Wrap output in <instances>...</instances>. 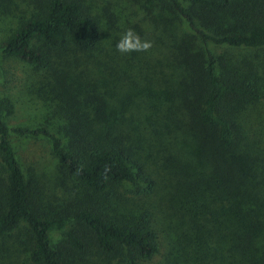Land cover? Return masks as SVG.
Segmentation results:
<instances>
[{"label":"rangeland","instance_id":"374dc122","mask_svg":"<svg viewBox=\"0 0 264 264\" xmlns=\"http://www.w3.org/2000/svg\"><path fill=\"white\" fill-rule=\"evenodd\" d=\"M78 1L97 21V44L81 52L69 44L45 48L38 43L49 61L43 69L0 55V116L8 127L45 126L67 151L79 141L90 147H120L136 181L93 194L65 174L49 140L9 135L36 210L51 218L89 207L108 221L152 229L158 252L141 264H203L195 259L208 233L257 231L247 249L261 250L256 222L264 221V210H257L264 206V48L207 44L218 72L260 95L257 101L228 99L219 106L238 138L230 155L243 162L248 176L241 180L235 167L228 169L226 154L214 152V163L211 150L201 144L212 145V138L196 118L206 65L199 36L163 0H154L150 9L144 7L146 0ZM37 7L36 0H0V45ZM194 14L196 25L209 35L227 30L233 20L229 14L215 16L199 8ZM128 28L152 47L118 52L116 44ZM65 229L85 243L80 252H66L69 264H124L127 253H100L82 224L71 221ZM182 232L199 238V244H186L185 256L178 247ZM28 237L24 224L0 235V264H28ZM50 241L64 248L61 233H51ZM205 262L214 264V255L207 252Z\"/></svg>","mask_w":264,"mask_h":264},{"label":"trees","instance_id":"16d2710c","mask_svg":"<svg viewBox=\"0 0 264 264\" xmlns=\"http://www.w3.org/2000/svg\"><path fill=\"white\" fill-rule=\"evenodd\" d=\"M154 0H146L150 9ZM169 4L186 28L199 36L205 56V68L201 76V96L197 108V122L211 131L212 145L201 142L213 155L226 154L228 169L235 167L241 180L247 179L242 160L230 155L237 146V136L230 118L221 113L220 104L225 100H260L259 93L250 86H243L233 77L217 70L216 58L208 48V42L233 48H264V0H163ZM37 13L20 21L0 45V55L14 57L36 68L48 66V58L37 46L53 48L71 45L78 51L92 49L98 42L100 31L97 21L88 15L78 0H36ZM229 14L233 20L227 30L209 35L194 21V10ZM9 135L41 136L51 143V151L65 174L93 194H103L113 184H134L136 176L129 164L126 151L117 146L90 147L84 142H74L67 151L62 140L45 126L27 128L8 127L0 116V235L15 232L24 224L28 232V264H69L66 252H80L85 248L83 240L66 230L71 221L89 229L99 252L106 256L127 253L124 264L148 262L158 252V236L150 228L129 226L104 218L98 210L81 207L68 216L44 217L36 210L33 189L18 163ZM237 161L242 165L239 167ZM258 190H256V196ZM247 209V208H246ZM257 210H264V206ZM264 218V217H263ZM252 224V221H249ZM260 227L261 250L247 248L257 237L250 231H232L212 235L197 250L196 261L206 264L207 252L214 255V264H264V221ZM191 234L198 232L192 228ZM58 232L64 237V248L53 247L50 234ZM195 232V233H194ZM217 232V231H216ZM180 234V235H179ZM179 252L185 256L186 244H199L197 236L179 233ZM175 264V262H174Z\"/></svg>","mask_w":264,"mask_h":264},{"label":"clouds","instance_id":"9594fccd","mask_svg":"<svg viewBox=\"0 0 264 264\" xmlns=\"http://www.w3.org/2000/svg\"><path fill=\"white\" fill-rule=\"evenodd\" d=\"M152 47V42L142 39L134 29L128 28L121 35L116 44V49L121 54L131 52H146Z\"/></svg>","mask_w":264,"mask_h":264}]
</instances>
